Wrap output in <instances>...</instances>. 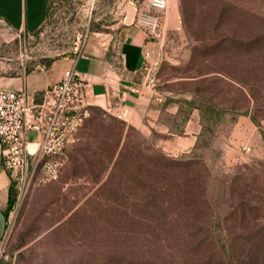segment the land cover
<instances>
[{
  "label": "rangeland",
  "instance_id": "374dc122",
  "mask_svg": "<svg viewBox=\"0 0 264 264\" xmlns=\"http://www.w3.org/2000/svg\"><path fill=\"white\" fill-rule=\"evenodd\" d=\"M147 11L148 0H53L37 32L0 38V86L92 38L114 57ZM164 19L160 58L142 75L179 106L167 117L177 133L198 113L195 147L169 156L91 103L58 179L36 182L13 209L0 263L238 264L264 247V0H167ZM156 152L180 166L154 168Z\"/></svg>",
  "mask_w": 264,
  "mask_h": 264
},
{
  "label": "crops",
  "instance_id": "0c3cea01",
  "mask_svg": "<svg viewBox=\"0 0 264 264\" xmlns=\"http://www.w3.org/2000/svg\"><path fill=\"white\" fill-rule=\"evenodd\" d=\"M50 0H0V38L33 34L43 24ZM122 41L113 57L92 38L74 58L55 60L38 74L11 82L10 90L24 89L29 100L40 102L42 92L57 83L63 72L73 69L88 83L91 103L113 113L142 135L153 138L155 146L169 156H182L195 147L201 126L198 113L192 111L181 125L173 129L172 120L179 106L166 104L153 86L144 79L142 71L160 58V46L137 24L122 31ZM38 133L26 136L30 147ZM10 180L1 163L0 152V210L8 205Z\"/></svg>",
  "mask_w": 264,
  "mask_h": 264
},
{
  "label": "built area",
  "instance_id": "2783aa9c",
  "mask_svg": "<svg viewBox=\"0 0 264 264\" xmlns=\"http://www.w3.org/2000/svg\"><path fill=\"white\" fill-rule=\"evenodd\" d=\"M148 4L149 11L141 12L136 24L150 38L160 41L167 0H148ZM89 105L88 83L73 69L64 71L57 83L46 88L40 102L29 100L24 89L10 90L0 86L1 163L15 191V203L6 218L4 234L13 209L31 187L36 182L58 179L62 157L74 132L88 115ZM31 132H37L39 137L29 147L26 136ZM2 254L0 250V256Z\"/></svg>",
  "mask_w": 264,
  "mask_h": 264
},
{
  "label": "trees",
  "instance_id": "16d2710c",
  "mask_svg": "<svg viewBox=\"0 0 264 264\" xmlns=\"http://www.w3.org/2000/svg\"><path fill=\"white\" fill-rule=\"evenodd\" d=\"M53 0H50V4ZM49 4V6H50ZM49 8V7H48ZM188 7L184 2L182 3L181 13L183 17L188 14ZM254 39L249 40L247 44H245V47H249L252 44H254ZM264 140V137H263ZM150 160L153 163V167L157 169H169V168H177L180 166L181 161L180 160H173L169 157L165 156L162 153L156 152L149 155ZM15 203V191L12 187V185H9L8 190V205L7 208L3 211V214L7 218L9 211L12 209L13 205ZM230 256V255H229ZM228 264H235L231 259L228 260ZM238 264H264V247L255 249L252 251H248L244 256H242V260L240 259L238 261Z\"/></svg>",
  "mask_w": 264,
  "mask_h": 264
},
{
  "label": "water",
  "instance_id": "95a60500",
  "mask_svg": "<svg viewBox=\"0 0 264 264\" xmlns=\"http://www.w3.org/2000/svg\"><path fill=\"white\" fill-rule=\"evenodd\" d=\"M5 221H6V217L3 214V211L0 210V241H1V238L3 237V235H4Z\"/></svg>",
  "mask_w": 264,
  "mask_h": 264
}]
</instances>
